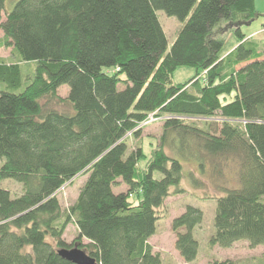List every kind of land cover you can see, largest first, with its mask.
Here are the masks:
<instances>
[{
    "label": "trees",
    "instance_id": "obj_1",
    "mask_svg": "<svg viewBox=\"0 0 264 264\" xmlns=\"http://www.w3.org/2000/svg\"><path fill=\"white\" fill-rule=\"evenodd\" d=\"M158 10L182 23L168 50ZM257 15L254 0H0V41L17 57L0 59V179L21 183L0 187V264H74L57 253L72 246L99 264H161L158 209L185 176L207 186L188 162L216 190L208 244L246 240L264 258V41L240 29ZM221 22L238 38L225 54ZM178 66L195 74L175 83ZM150 113L161 125L147 155L127 138ZM78 174L63 211L56 193ZM202 218L186 204L171 220L184 262Z\"/></svg>",
    "mask_w": 264,
    "mask_h": 264
},
{
    "label": "rangeland",
    "instance_id": "obj_2",
    "mask_svg": "<svg viewBox=\"0 0 264 264\" xmlns=\"http://www.w3.org/2000/svg\"><path fill=\"white\" fill-rule=\"evenodd\" d=\"M15 0H5V9L11 7ZM254 8L258 15L248 24L240 26L241 31L246 35H252L260 42L264 41V0H254ZM158 19L167 38V50L173 41L181 22L174 16L166 15L162 10L157 11ZM3 18V14L1 19ZM227 24L221 22L224 36V42L221 46L220 53H227L238 42L237 36L229 30ZM2 31L0 30V37ZM0 59L11 62L16 61L11 46H4L0 41ZM33 70L32 63H23L22 71L24 74L30 73ZM195 74V68L191 66H178L172 73V80L175 83L184 82ZM199 78L201 76L199 75ZM67 85H61L57 92L64 97L67 93ZM53 106L59 109H68L63 102H53ZM161 119L156 117L154 113H150L144 124L140 125V133L137 138L128 135L127 143L129 147L140 145L144 153L148 155L151 147L156 144L157 135L160 131ZM144 161L140 162L143 165ZM184 170H192L200 179H203L207 186L199 188L191 185L188 176L181 180V186L185 189L184 192L168 195L158 209L159 218L156 221L155 233L149 238L150 244L154 250H158L162 262L161 264H215L217 261H228V264H264L262 256V246L257 245L250 247L246 240H238L227 248H221L216 245L210 246L208 244V237L213 231L212 218L215 209V198L208 197V195L215 193L216 190L211 185L209 180V171L204 174L198 172L197 166L193 162L184 164ZM231 174V170H227ZM86 174H78L70 182L65 183L59 188L56 193L60 207L63 211L74 201L79 187L85 180ZM212 186V187H211ZM0 187L7 188L11 194H18L21 192V183L12 178L0 179ZM124 185L115 186L114 189H124ZM134 196H132L133 198ZM186 204H191L201 209L203 218L201 223L195 227L193 234L198 240V253L196 258L191 262H184L177 250L174 247L175 235L171 229V220L174 216L179 214ZM76 237V226L70 222L63 233V238L67 243H72ZM82 242L86 239L82 238ZM77 243V242H75Z\"/></svg>",
    "mask_w": 264,
    "mask_h": 264
},
{
    "label": "water",
    "instance_id": "obj_3",
    "mask_svg": "<svg viewBox=\"0 0 264 264\" xmlns=\"http://www.w3.org/2000/svg\"><path fill=\"white\" fill-rule=\"evenodd\" d=\"M57 253L64 259L74 264H99L93 257L88 255L84 250L77 246L69 248L62 247L57 250Z\"/></svg>",
    "mask_w": 264,
    "mask_h": 264
},
{
    "label": "built area",
    "instance_id": "obj_4",
    "mask_svg": "<svg viewBox=\"0 0 264 264\" xmlns=\"http://www.w3.org/2000/svg\"><path fill=\"white\" fill-rule=\"evenodd\" d=\"M263 29H264V28H263ZM142 124H144V121H143L142 123H140L139 126L142 125Z\"/></svg>",
    "mask_w": 264,
    "mask_h": 264
}]
</instances>
